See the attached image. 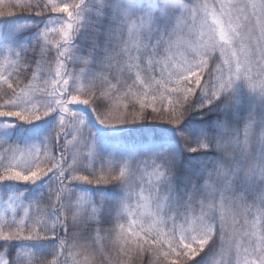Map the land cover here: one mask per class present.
<instances>
[{
	"label": "snow or ice",
	"instance_id": "snow-or-ice-1",
	"mask_svg": "<svg viewBox=\"0 0 264 264\" xmlns=\"http://www.w3.org/2000/svg\"><path fill=\"white\" fill-rule=\"evenodd\" d=\"M7 8L0 118L55 125L0 154V184L49 178L0 189V264H264V0ZM76 106L169 127L101 152Z\"/></svg>",
	"mask_w": 264,
	"mask_h": 264
},
{
	"label": "trees",
	"instance_id": "trees-1",
	"mask_svg": "<svg viewBox=\"0 0 264 264\" xmlns=\"http://www.w3.org/2000/svg\"><path fill=\"white\" fill-rule=\"evenodd\" d=\"M9 2H14V0H0V11L7 12L11 10L7 8ZM56 2H60V0H56ZM24 14L27 15V13ZM18 19L19 17L2 18L0 19V28L4 27L5 25H13ZM35 19L38 21L40 18H35ZM74 110L78 111L84 117L88 127L95 134L97 144L101 152L121 142H126V144L122 143V146H139L144 136L149 132H151L152 130L167 129L169 127L167 125H161L157 122H153V123L142 122L137 125H120L117 128H106L99 125L96 122L95 116L86 106H76ZM198 119H199L198 117H192L189 123H195V121ZM0 123L13 124L14 125V127H12L13 133L10 139H12V141L17 140L20 143V145H22L25 144L27 141L31 142L33 140V136L44 137L45 135L50 133L55 125V114H52L49 117H44L42 118V120L34 121L32 124H22L19 121L7 119V118H0ZM48 179L49 178L46 177L43 179V181H38L37 185H27V186H18L15 185L14 182L5 181L3 182V184H0V189H4L5 187H9V188L19 187L22 190H27L31 188L39 191L38 186L46 184L48 182ZM81 187L90 188L97 186L81 185ZM99 187L111 188L112 186L109 185V186H99ZM0 195H3V193L0 192ZM3 198L7 199L6 196H4ZM25 205L27 206V202H25ZM18 213L20 214V212ZM8 217L11 218V216ZM109 254L115 257L114 246L110 241H106L104 246V251L102 252L101 255L97 256V264H102V257H107Z\"/></svg>",
	"mask_w": 264,
	"mask_h": 264
},
{
	"label": "rangeland",
	"instance_id": "rangeland-1",
	"mask_svg": "<svg viewBox=\"0 0 264 264\" xmlns=\"http://www.w3.org/2000/svg\"><path fill=\"white\" fill-rule=\"evenodd\" d=\"M0 125H3V123H0ZM12 133H13L12 128L5 129V128L0 127V154L3 153L4 149H8V148H11V149L20 148V149H23L26 151L28 146L31 143L39 142V140L43 138L42 136H33V140L31 142L27 141L25 144L20 145V143L17 140L12 141V139H10V137L12 136ZM16 155L18 156L19 152H17ZM9 156H11V153H9ZM6 201H7V199H4V198H3V201H0V211L7 208ZM17 212H20V215H23V209L18 208ZM6 214H7V216L12 215L11 212H8Z\"/></svg>",
	"mask_w": 264,
	"mask_h": 264
}]
</instances>
